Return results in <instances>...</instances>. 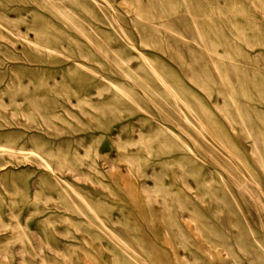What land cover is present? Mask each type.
Returning <instances> with one entry per match:
<instances>
[{"label":"rangeland","instance_id":"1","mask_svg":"<svg viewBox=\"0 0 264 264\" xmlns=\"http://www.w3.org/2000/svg\"><path fill=\"white\" fill-rule=\"evenodd\" d=\"M0 264H264V0H0Z\"/></svg>","mask_w":264,"mask_h":264}]
</instances>
